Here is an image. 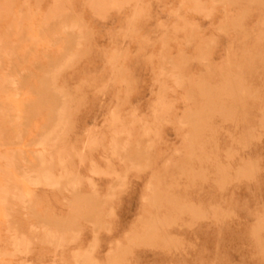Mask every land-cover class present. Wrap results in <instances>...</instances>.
<instances>
[{
  "label": "rangeland",
  "instance_id": "1",
  "mask_svg": "<svg viewBox=\"0 0 264 264\" xmlns=\"http://www.w3.org/2000/svg\"><path fill=\"white\" fill-rule=\"evenodd\" d=\"M0 9V264H264V0Z\"/></svg>",
  "mask_w": 264,
  "mask_h": 264
},
{
  "label": "bare ground",
  "instance_id": "2",
  "mask_svg": "<svg viewBox=\"0 0 264 264\" xmlns=\"http://www.w3.org/2000/svg\"><path fill=\"white\" fill-rule=\"evenodd\" d=\"M0 10H1V9H0ZM0 44H1V43H0ZM6 79H7V78H6ZM9 80H10V79H9ZM3 82H4V81H3ZM6 82H7V81H6ZM1 87H2V86H0V88H1ZM3 87H4V86H3ZM7 90H8V89H7ZM7 117H8V116H7ZM0 137H1V136H0ZM3 158H4V157H3ZM4 159H5V160H8V158H7V159L4 158ZM12 160H13V159H12ZM8 161H9V160H8ZM5 166H7V165H5ZM7 167H8V166H7ZM7 172H8V171H7ZM49 177H51V176H49ZM49 177H48V178H49ZM50 179H51V178H50ZM44 181H45V180H44ZM50 182H51V181H50ZM50 182H49V183H50ZM53 184H54V183H53ZM52 186H53V185H52ZM5 189H6V188H5ZM1 190H2V189H1ZM0 192H1V191H0ZM6 194H7V193H5V195H6ZM7 195H8V194H7ZM13 197H14V196H13ZM4 198H5V197H4ZM2 199H3V198H2ZM2 199H1V200H2ZM6 199H7V198H6ZM22 200H23V199H22ZM5 202H7V201H5ZM27 216H28V215H27ZM5 217H6V216H5ZM8 232H9V231H8Z\"/></svg>",
  "mask_w": 264,
  "mask_h": 264
}]
</instances>
